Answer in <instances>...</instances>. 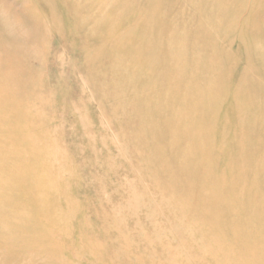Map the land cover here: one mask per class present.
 Returning <instances> with one entry per match:
<instances>
[{
	"label": "rangeland",
	"instance_id": "1",
	"mask_svg": "<svg viewBox=\"0 0 264 264\" xmlns=\"http://www.w3.org/2000/svg\"><path fill=\"white\" fill-rule=\"evenodd\" d=\"M0 264H264V0H0Z\"/></svg>",
	"mask_w": 264,
	"mask_h": 264
}]
</instances>
